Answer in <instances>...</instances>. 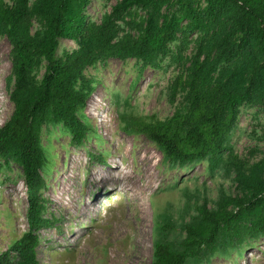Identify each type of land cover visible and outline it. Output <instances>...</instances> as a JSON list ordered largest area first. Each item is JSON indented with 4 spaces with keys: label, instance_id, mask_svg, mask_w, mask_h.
Returning <instances> with one entry per match:
<instances>
[{
    "label": "trees",
    "instance_id": "obj_1",
    "mask_svg": "<svg viewBox=\"0 0 264 264\" xmlns=\"http://www.w3.org/2000/svg\"><path fill=\"white\" fill-rule=\"evenodd\" d=\"M91 1L0 0V36L11 45L14 79V109L0 127V172L18 165L28 198V229L0 253V264H39L40 231L56 221L43 194L54 164L43 133L60 132L74 145L95 134L85 112L95 78L85 70L110 57L151 67L169 53L180 61L190 42L186 73L170 90V99L183 91L180 106L164 119L127 118L123 130L143 133L172 167L207 162L212 175L233 171L241 193L221 195L212 210L199 206L181 227L185 237L175 241L168 236L172 225L155 214L151 264L242 256L264 237V158L249 165L223 152L240 107L264 106V0H120L100 22L86 17ZM120 21L127 28L122 34ZM61 39L75 41L77 49L58 56ZM96 158L105 162L103 153Z\"/></svg>",
    "mask_w": 264,
    "mask_h": 264
},
{
    "label": "rangeland",
    "instance_id": "obj_2",
    "mask_svg": "<svg viewBox=\"0 0 264 264\" xmlns=\"http://www.w3.org/2000/svg\"><path fill=\"white\" fill-rule=\"evenodd\" d=\"M29 1L32 5L35 0ZM119 1L92 0L85 10L87 19L100 22ZM4 2L12 5L14 0ZM119 26L122 34L127 28L123 21ZM38 27L35 21L33 31ZM177 44L170 46L173 53ZM77 47L75 41L61 39L57 55ZM193 52L190 42L182 48L180 61L169 53L151 67L131 58L110 57L85 70L87 77L95 78L85 109L95 134L74 145L60 132L43 133V144L51 147L54 159L43 194L47 213L56 221L40 231L39 264H151L155 214L172 225L168 236L175 241L185 237L181 227L199 206L212 210L221 195L241 193L233 171L212 175L207 162L172 167L143 133L123 130L127 118L155 115L164 119L173 114L183 91L170 99L171 85L185 75L186 60ZM43 72L42 68L39 79ZM13 84L11 45L6 36H0V127L14 109ZM95 93L101 101L94 107L97 114H91ZM230 151L249 165L264 158L263 105L240 107L223 156ZM102 153L105 162L96 158ZM27 210L22 169L12 164L0 172V253L28 229ZM213 263L264 264V237L248 245L242 256L215 258Z\"/></svg>",
    "mask_w": 264,
    "mask_h": 264
},
{
    "label": "bare ground",
    "instance_id": "obj_3",
    "mask_svg": "<svg viewBox=\"0 0 264 264\" xmlns=\"http://www.w3.org/2000/svg\"><path fill=\"white\" fill-rule=\"evenodd\" d=\"M99 101H101L100 100V98H99V94L98 93H95V95H94V97H93V101L91 102V106L89 107V110H93L92 112H91V114H97V111H94L96 108H94V107H96V103H98ZM140 159V158H139ZM147 160V159H146ZM141 161V160H140ZM148 165V164H147ZM150 173V172H149ZM148 174V173H147ZM149 176V175H148ZM150 177V176H149ZM99 179H101L102 178V176H99L98 177ZM150 182V181H149Z\"/></svg>",
    "mask_w": 264,
    "mask_h": 264
}]
</instances>
